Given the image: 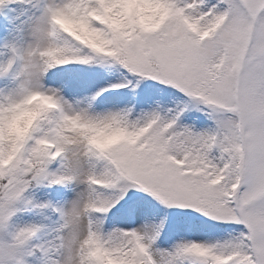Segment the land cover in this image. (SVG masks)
<instances>
[{
	"label": "snow or ice",
	"instance_id": "6c2138e0",
	"mask_svg": "<svg viewBox=\"0 0 264 264\" xmlns=\"http://www.w3.org/2000/svg\"><path fill=\"white\" fill-rule=\"evenodd\" d=\"M0 264H264V0H0Z\"/></svg>",
	"mask_w": 264,
	"mask_h": 264
}]
</instances>
